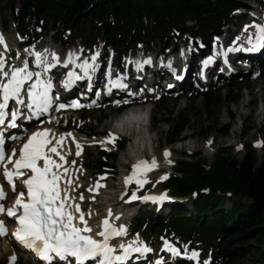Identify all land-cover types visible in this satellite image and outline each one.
Listing matches in <instances>:
<instances>
[{"label": "trees", "instance_id": "trees-1", "mask_svg": "<svg viewBox=\"0 0 264 264\" xmlns=\"http://www.w3.org/2000/svg\"><path fill=\"white\" fill-rule=\"evenodd\" d=\"M239 5V0H0V18L6 27L7 14L26 38H38V30L51 33L63 46L80 40L90 47L99 39L121 58L137 47L148 50L160 43L165 48L174 36L187 34L201 39L207 50L210 37L233 21ZM219 91L199 94L200 117L220 112ZM228 98L229 103L235 100ZM177 133L178 129L167 143L174 142ZM230 150L218 149L210 164L200 152L174 160L160 188L173 197H187L193 215L184 209L171 210L157 220L149 212H139L133 229L189 241L209 254L210 264H240L246 239L264 245V143L259 157L251 146L241 159L230 156ZM117 154L98 148L86 156V167L96 174L114 173ZM136 189L135 185L132 190ZM226 198L232 199L229 207Z\"/></svg>", "mask_w": 264, "mask_h": 264}, {"label": "rangeland", "instance_id": "rangeland-1", "mask_svg": "<svg viewBox=\"0 0 264 264\" xmlns=\"http://www.w3.org/2000/svg\"><path fill=\"white\" fill-rule=\"evenodd\" d=\"M242 1L246 5H249L253 8L257 7V13L260 10L261 16L264 18V0ZM5 20L7 21L6 27H4L5 24L3 22V18H0V36H2L4 39V44H0V48L5 59L8 57L9 50L11 51L16 49L17 54L12 58L13 62L18 63L21 61V59L22 61L27 59L29 63H31L32 56L29 55L28 52H25V49L32 51V46H34L35 51H43L44 49H48L50 52L52 48L61 58L66 55L67 49L62 48L58 43H54V45H52L48 36L40 35L41 37L34 42H30L29 39L20 38L17 35L16 27L13 25L10 17H8L7 14L5 16ZM248 24L249 23L247 21L245 23H239V26L238 24H234V26L231 27L229 31L226 32V34H230L233 42L237 41V37L243 39V28ZM5 44L7 45V48H5ZM78 45L79 42L75 44L74 48H69L72 51L79 50L80 47H78ZM159 45L160 43H156L154 45L155 47L152 48V50H150L147 54H155V52L159 49ZM182 46V41H178L177 48L181 49ZM186 46L188 50H191L192 57L195 58L196 51L191 49L190 43H187ZM137 50L140 49L133 50V54L131 55L139 52ZM88 52L89 54L87 55V59H89V61H91L90 58L92 54L97 52L99 53L96 61L97 66L99 64L101 73L103 75L105 74L108 67L107 64H109L110 61L113 62V66L111 67L110 65V70L112 72L118 71V73H120L122 70V73L125 72V69L122 65V63H124V61H122L123 59L118 60L111 50L106 48L101 41H98L96 45L88 49ZM240 86H242L241 89H239ZM211 88L213 90H220L219 92L222 95L223 107L219 113L216 111V113H210L207 117H200L199 115L200 113L198 110L200 109L202 102L201 98L194 97V90H179L177 93L166 94L162 103L156 100V96H152V102L150 103L149 107L150 118H152H149L148 121L153 120V131L150 130L148 134L150 136L152 135L155 141L153 143H151L150 140L145 141L147 150V157L145 160L150 162L153 157H156L157 162L159 161L162 163V165L159 168H154L147 173V183L145 184H148L147 186H149V189H146L145 192L137 195V197L144 196L145 194L159 196L161 193H164L160 190V182L163 180L160 179V177L167 174V172L170 170L173 160L176 158H180L181 156H190L195 152H200L202 158H204L207 163L210 164L214 159L218 149L229 147L231 148L229 151L230 156H233L236 159H241L247 153L248 146L252 147L253 143L259 139L264 142V65H260L259 75H256V73H250L248 76H244L243 78L236 77L231 80H223L217 85L212 84ZM177 94L178 96H176ZM229 96L234 97L235 100L229 103ZM243 103L248 105V108L253 110L254 113V118L248 120L247 122H244V115L246 113L245 110L242 111L241 117L237 115L236 111V109L241 107ZM104 105L105 103L99 104L98 107L94 106L91 109H87L88 111L84 110L76 113L67 112L61 116L58 126L55 127L53 125H49V127L56 133L72 132L76 141L82 145L81 155L76 156L75 143L73 142L72 137H67L68 150L70 149L69 161L73 174V184L75 186L78 185L76 188L80 191L79 193L82 192L84 194L85 199L81 201L83 203L82 206L84 212L86 215L89 212L91 213L92 216L87 215V218H91V220H93L92 222H95V225L99 224L100 221H102L105 217L111 218L112 215L116 214V210L118 208H122V202L119 201V204L116 202L118 201L117 199L120 197V195L126 192L127 187L130 184L129 183L126 186L122 185V176L125 177L130 175L134 160L136 162V159L127 157L129 154L127 151V146L130 140L128 137L121 139V135L115 134L117 137L115 143L107 142L103 146L99 143V141L104 140L105 137H107L110 133L108 129L109 126L107 124L114 122L118 117V114L114 111L113 107H105ZM258 113L259 115L257 116ZM81 116H88L90 117V120H87L83 124V122L79 119ZM92 119H94L95 122ZM103 124H106V126H103ZM233 126L239 130L240 137L237 140L232 139L227 141ZM77 128H79L80 132L76 131ZM177 129L178 133L175 141L167 143L166 139L173 135ZM204 130L207 131V134L202 135ZM101 133H104L105 137L99 136ZM217 138L221 140V142L213 143ZM118 142L124 143L122 151L117 154L116 160L114 162L116 167L114 176H97L91 171V169L88 168L89 170H86L82 166L83 164H88L84 158L92 152H96L97 147L114 149V146H117ZM166 149L171 151L167 158L163 153V151ZM261 149L262 147L255 149L257 157L261 155ZM153 151H156L155 156H152ZM73 160L76 161L75 165H72L71 163ZM169 160L171 163H168ZM126 163L128 165L127 173L125 172V167H127ZM100 177L104 178L101 180ZM97 181H99L100 184H103L104 187L98 189L97 191L90 192L88 190L89 187L94 186ZM110 189L115 191L116 199L113 198L114 200L105 202L103 193H109ZM100 192H102L101 194L103 195H101ZM93 196L95 199H90V197ZM231 201L232 199L226 198L225 204L227 207L230 206ZM152 202L153 201L151 200L143 201L136 199L135 201L129 202V205H132V207L129 209L122 208L123 211L121 213L125 218H128L127 221L129 223L131 217L133 218L137 214L138 209L150 211L149 206L152 204ZM154 204H156L158 209L153 211L152 214L157 220L166 216L167 211L173 208L188 210V213L193 215V211L188 208L189 201L187 198L172 199L171 197L167 196V199H164L163 201H156ZM123 206L127 207L126 205ZM107 207L111 210H109ZM109 211L112 213L111 216H108ZM134 239H137L138 243L146 242L147 246L152 249V253L148 256V259H156L158 256L161 257V259L162 256L167 258L166 255L169 253V251L165 248V243L167 242L170 244V242L166 241L164 238L156 236L147 237L143 234H134L129 237V240L131 241ZM4 241H9V238H0V264H34L21 254L15 255L16 259L14 261L10 260V257L3 249ZM174 243L176 244L174 247H176L178 250L179 247L181 250L183 248V252L187 253L188 256H191L192 251L199 253L198 259H194V264L206 263L207 258L201 254L202 252L200 250L195 249V247H193L191 244H183L180 242ZM242 244L243 245L241 246V249L245 251V255L241 259L240 264H257L259 251H262L264 245L255 239H246ZM172 256L173 258H181L180 255ZM260 262V264H264V255L260 257ZM162 264L171 263L165 262Z\"/></svg>", "mask_w": 264, "mask_h": 264}, {"label": "snow or ice", "instance_id": "snow-or-ice-1", "mask_svg": "<svg viewBox=\"0 0 264 264\" xmlns=\"http://www.w3.org/2000/svg\"><path fill=\"white\" fill-rule=\"evenodd\" d=\"M245 31L254 29V32L247 36L248 43L251 47L243 49L244 51H256L264 48V23L255 21L250 25L244 26ZM237 40L240 37L236 38ZM235 43V41L233 42ZM0 44H4V39L0 36ZM5 48L7 45L5 44ZM25 49L29 55L33 56L32 63L38 71L29 70V61L25 59L22 67H13L11 71L5 69V59L0 53V126L7 125L8 128L17 127V119L23 117V113L18 108H12L9 112V101L14 100L18 105H24L29 110V115L25 119H39L50 112L55 106L57 110L66 107H80L75 100L70 105L60 103L59 96H53V80L45 74L55 68L58 64L65 68L69 65L72 70L67 71L62 84L65 88L70 89L78 80L87 78L91 82V73L97 69L96 60L99 53H94L89 59H84L77 63L78 53L69 52L66 58L61 61L59 55L55 52H49L48 49L35 51ZM237 48H229L228 51H237ZM213 56H208L203 63L210 64ZM144 63H150L145 60ZM137 67H140L139 63ZM79 68L82 75L74 69ZM108 84L105 86L111 93L112 88L124 89L127 85L120 76L112 79V72L106 73ZM30 82V83H29ZM99 96V91L96 92ZM26 97V99H25ZM95 103V101H93ZM119 104L120 101H115ZM40 120V123H43ZM67 137H72L76 146V156H80L82 145L76 141L72 132L55 133L51 128H40L33 131L19 149V155L16 156V150L13 149L11 154L5 153V139L3 129H0V164L6 161L11 162V166L5 164L3 176L12 186L15 192L16 184L14 178L25 177L20 183L26 189L19 192L14 203L5 209L0 203V213L14 218L17 227L12 232L15 241L26 249L31 250L37 257L46 264H84L85 261H94L95 264H114V262H123L129 259L132 253L151 252L152 249L143 245L134 246L133 243L120 244L119 247L123 252L116 254L115 249L109 243L113 237H121L127 234L126 226H116L105 217L101 224L100 230L93 234V229L86 219V213L81 209L79 202H76L75 188L69 190L72 185V179L68 175L69 168L64 167L67 163L66 156L70 154L60 151L64 146ZM16 139L17 137H11ZM116 136L109 133L104 140L99 141L103 146L107 142L115 143ZM210 143V141H209ZM260 143L258 142V146ZM170 155L168 150L164 151L167 158ZM15 156V159H14ZM58 157L59 160L55 159ZM72 165L76 164L73 160ZM168 163H171L169 160ZM158 166L155 157L149 162L148 160H138L132 164L131 174L124 178V183L129 184L133 181L143 187L147 183V173ZM167 174L160 179H166ZM104 177H100L102 180ZM63 182V187H62ZM78 187V185L76 186ZM104 185L99 181L94 186L89 187L90 192L103 188ZM6 198L3 186L0 185V201ZM85 199L84 194L79 193V200ZM95 199V197H90ZM130 200L140 199L143 201L151 200L153 202L167 199L164 193L159 196L145 194L137 197L133 191ZM91 215V213H87ZM112 213L109 211L108 216ZM7 234V227L3 221H0V236ZM95 237H100L95 238ZM165 248L173 255H180V251L169 243H165ZM187 255V253H185ZM199 253L192 251L191 259H198ZM15 260V255L10 258Z\"/></svg>", "mask_w": 264, "mask_h": 264}, {"label": "bare ground", "instance_id": "bare-ground-1", "mask_svg": "<svg viewBox=\"0 0 264 264\" xmlns=\"http://www.w3.org/2000/svg\"><path fill=\"white\" fill-rule=\"evenodd\" d=\"M259 12H260V10H259ZM259 12L257 13V15H259ZM189 53L190 52H188V54ZM164 59L168 60V58H164ZM169 59L173 60L172 56H170ZM180 60L181 59H179V58L175 59L174 65L178 66L179 70H181L182 72L183 71L186 72L188 67H189V63H191V62L189 61V62H186L185 64H182ZM81 61H82V59H81ZM81 61L79 60V62H81ZM89 62L91 63V61H89ZM95 63L97 65V61ZM110 65H112L111 62H109V64H107V66H109V67H110ZM21 66H22V64H21ZM183 67H185V68H183ZM104 76L105 75H103L101 73V69H100L99 64H98L96 71L91 73V77L93 78V80H95V82H97V81L103 79ZM184 87H185V85L183 86V88ZM134 99H132V101H135ZM243 110H245V112H246L245 115H244L245 116L244 122H247L248 120H251V119L254 118L253 117V115H254L253 110L248 108V105H246L245 103H243L241 105V107L236 109L237 115L239 117L242 116V111ZM132 111H134V114L132 116H128V115H122L121 117L118 116L117 119L114 122H111L110 124H107L109 126L108 129L113 134H119V135H122V136H126V137H128L130 139L129 142H128V146H127V149H128L127 151L129 153L128 156H127L128 158H134V159H136V161L142 160V159L145 160V158L147 157V150H146V142L145 141H147V140L149 141L150 140L151 143H153L155 141V139L152 137V135L150 136L148 134L149 131L152 130L153 120L146 121V124H144V121L146 120V118L148 116L150 118V109H146V108L143 109V108L136 107ZM258 115H259V113L257 114V116ZM148 122H149V124H148ZM45 126H48V125H45ZM103 126H106V124H103ZM239 137H240L239 136V130L236 129L235 126H233V128H232V130L230 132V135L227 138V141L232 140V139L237 140ZM220 142H221V140H219L217 138V139L214 140L213 143H220ZM60 151H62V152H67L68 151V146H67L66 140L64 142L63 148H61ZM155 153H156V151H153V153H152L153 155L152 156H155ZM66 160H67V163L64 164V167H68L69 171H70V165L71 164H70V161H69V154L66 156ZM157 164H158V166L156 168H159L162 165V163H160L159 161L157 162ZM68 175L71 177V172H69ZM121 183L124 186L127 185V184L124 183L123 176H122ZM63 186L64 185H63V182H62V187ZM72 188H75L76 202H81L79 200V192L80 191L76 188L75 185L72 184L71 186H69L70 192H71ZM101 193L102 192H100V194ZM103 194H104L103 198H104L105 202H109L110 200L116 199L115 191H113L111 189L109 190V193H103ZM103 194H101V195H103ZM109 210H111V209H109ZM121 217H122V213H118L117 212L116 214L112 215L111 218L109 217L110 219L109 218L108 219L110 220L111 223H115L116 221H120V222L123 221L124 223H126L125 220H121L122 219ZM89 224H90V226L93 229V233H96L97 231L100 230V227H99L100 224L99 225L98 224L95 225V224L91 223L90 221H89ZM13 246H14V243L11 240L3 242V249L6 251L5 253H7L10 258L13 256V254H18V252H14L13 253V250H14Z\"/></svg>", "mask_w": 264, "mask_h": 264}]
</instances>
